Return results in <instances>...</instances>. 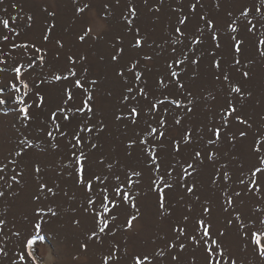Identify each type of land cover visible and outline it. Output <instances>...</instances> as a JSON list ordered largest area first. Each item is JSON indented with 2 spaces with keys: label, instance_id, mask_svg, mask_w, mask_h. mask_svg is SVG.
<instances>
[{
  "label": "snow or ice",
  "instance_id": "1",
  "mask_svg": "<svg viewBox=\"0 0 264 264\" xmlns=\"http://www.w3.org/2000/svg\"><path fill=\"white\" fill-rule=\"evenodd\" d=\"M72 3L81 21L76 41L107 43L108 31L94 32L87 17L92 0ZM175 3H169L175 22L170 16L162 43H149L136 23L135 0L120 9L123 32L112 36L107 63L121 88L111 121L124 127L123 157L106 146L109 117L97 102L101 78L90 77L88 53L65 52L60 36L49 55L57 10L42 9L37 39L30 35L34 13L17 2L0 7V115H11L15 134L12 146L0 151V264H44L39 248L54 236L46 226L59 215L60 205L51 202L60 196L82 229L80 252L107 242L97 264H264V114L247 111L264 102L253 86L255 66L264 64V0H232L228 7L227 0H214L215 14L202 0ZM120 4L104 0L99 19L111 25ZM143 4L158 21L165 0ZM129 49L135 55L125 59ZM62 55L63 66L54 65ZM205 75L211 89L199 83ZM30 156L49 157L54 179L45 178L48 165L41 160L25 163ZM208 166L214 197L202 191ZM29 169L35 206L21 228L9 219V198L19 195ZM150 194L155 208L147 215ZM136 224L148 236L130 250Z\"/></svg>",
  "mask_w": 264,
  "mask_h": 264
},
{
  "label": "rangeland",
  "instance_id": "2",
  "mask_svg": "<svg viewBox=\"0 0 264 264\" xmlns=\"http://www.w3.org/2000/svg\"><path fill=\"white\" fill-rule=\"evenodd\" d=\"M10 2H17L23 8L25 12H32L35 15L36 23L34 25L32 33L30 35H34L35 38H39L42 27H44V14L42 9L47 6L49 10L55 8L58 12L56 18L57 27L54 30V36L52 38V42L49 43L48 47L50 49L49 55L51 56L55 51V38L62 36L65 42V52L71 50L72 52L83 51L88 53V64L90 66V77L96 78L100 77V88L97 93V102L104 110L105 114L109 117V133L106 137V146H110L116 149L117 153L123 157V144L122 141L125 140L124 135V127L121 124L111 121V112L114 111L119 104V95H120V85L119 82L116 81L111 72V66L107 63L108 53L111 51L110 44L112 43V36L118 33L123 32L122 24L119 20L120 9L123 8L126 4V0H121L120 8L114 9V18L112 20L111 25H107L104 21L99 19L101 6L104 0H92V9L87 13V17L91 26L93 27L94 32L98 31H108V35L106 36V42L100 43H91L89 45H80L75 39V33L78 31L80 27L81 21L74 18V8L72 0H6L5 5L0 7H8ZM83 2H87V0H81V5ZM138 11H139V19L136 21L142 28V32H146L149 34L150 39L149 43L152 42L153 39L157 41V43H162L163 41L160 39L161 36L165 33V31H171L169 25V17L171 16V21L175 22V15H171L169 9V3L172 4V7H177L178 5L175 3V0H165V5L162 9V13L160 19L157 21L155 16L152 13H149L147 8L143 4V0H135ZM153 0H150V4ZM187 2V0H185ZM205 5V11L211 12L215 14L214 9V0H202ZM226 7L232 6V0H227L225 5ZM9 13L12 15L17 14V9H12L9 7ZM3 14V13H0ZM219 18L221 20L224 19L223 12L219 14ZM131 37H127L125 40V44H127V40H130ZM119 46V45H118ZM251 48V44L248 45ZM254 55V53H252ZM135 55L132 50H128L125 59L127 56ZM100 56H103L105 59L101 61L99 59ZM54 65L63 66L64 57L61 56V60L59 62L53 61ZM207 62L205 61V64ZM163 62L160 61L156 68L153 69V74L157 70L162 69ZM255 79L253 82V86L256 89V96L259 98L262 94H264V64L257 63L254 69ZM150 84L152 80H149ZM204 84L205 86L211 89L210 77L204 76L202 81L199 82ZM194 87L196 85H193ZM111 91L112 96H108L107 92ZM222 102V100H221ZM247 111L255 116L257 113L264 114V102L260 104H256L255 102L250 103L247 106ZM199 120L204 119V113L201 112L198 116ZM12 117L11 115L5 117L0 115V151H7L8 148L12 146L15 142V134L14 130L11 128ZM255 127V126H254ZM130 134V133H129ZM171 135L178 134L175 129L170 133ZM251 137H249V140ZM223 150H230V145L225 144L223 146ZM36 151H39L36 149ZM32 159L41 160L43 163L48 165V171L46 179H54V173L52 172V165L49 163L50 158L47 156H30L26 158L25 163H29ZM23 167V165H22ZM212 168L210 166L205 167L202 170L201 181L203 182L202 191L203 194L209 197H214V194L209 189L208 185V176L211 174ZM23 187L17 189L19 195L12 199L9 198V202L11 203V211L9 215V219L13 220L17 226L21 228H27L28 224L25 220V216L31 217L32 208L35 206L31 196L36 190V184L33 180L31 170L29 169L25 175L24 181H22ZM62 186H70L62 184ZM175 197L177 194H171ZM45 204L49 203V201H44ZM52 203V207H56V204L60 205L59 215L56 218L51 220V223L46 227L54 233V236L51 239L50 244H42L39 248V255L44 258V264H97L100 260L101 253L107 252V242L105 246L101 248L99 245L92 244L90 246V250L88 253H82L79 251L78 244L81 237L82 229L76 228L72 223L73 213L69 211V202H66L63 196L57 197V199ZM144 208L147 215H151L154 212L155 208V195L150 194L148 198L144 201ZM199 212V208L196 209ZM178 215V214H177ZM218 222L222 220V215L219 212V207L217 205L216 211ZM137 235H134L129 241V248L131 250L132 247H142L144 246L148 233L146 231L141 230V226L136 224ZM119 238V237H118ZM230 242L235 244L236 241L233 238H230ZM79 256V259H74V257ZM188 257V254H185ZM190 258V257H188ZM6 264V262H4ZM121 264H125V261H121ZM127 264H131L130 259Z\"/></svg>",
  "mask_w": 264,
  "mask_h": 264
}]
</instances>
